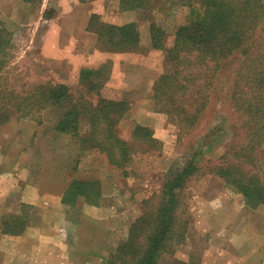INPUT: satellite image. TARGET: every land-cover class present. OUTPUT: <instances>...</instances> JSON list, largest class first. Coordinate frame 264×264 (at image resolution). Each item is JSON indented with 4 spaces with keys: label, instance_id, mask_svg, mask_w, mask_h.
<instances>
[{
    "label": "rangeland",
    "instance_id": "rangeland-1",
    "mask_svg": "<svg viewBox=\"0 0 264 264\" xmlns=\"http://www.w3.org/2000/svg\"><path fill=\"white\" fill-rule=\"evenodd\" d=\"M190 10L167 2L162 12L142 15L134 11L141 46L135 51L117 53L100 47L97 37L86 27L92 14H98L105 23L122 25L127 18L121 15L125 11L119 10L118 0H0V23L13 44L10 67L22 72V77L27 75L24 80H51L74 86L80 69L104 68L108 74L106 87L126 91L123 97L130 104L129 112L119 123L121 136L128 138L139 124L150 128L161 142L153 155L136 154L124 176L97 150L57 137L52 131L58 120L56 110L43 111L37 121L11 119L0 128V240H9L3 236L14 237L1 232V221L10 216L26 217V230L33 228L38 238H48L40 229L55 219L56 227H61L58 221L63 216L56 211L55 197L61 198L72 222H82L87 243L104 239L108 233L101 231L97 235L100 229L91 222V216L86 222L83 220L89 203L65 192L73 181H96L103 204L112 205V219L117 227L111 241L108 237L114 245L107 249L102 262L106 264L127 239L130 225L156 208L166 171L194 157L201 170L181 192L182 205L177 211L183 222V239L172 244L158 263L264 264V207L247 208L241 195L207 173L209 166L238 138L239 118L229 100L238 60H233L215 80L208 110L195 129L186 131L169 122L165 115L153 112L151 83L167 66L162 51L148 48V26L151 20L158 24L170 46L175 28L186 22ZM86 126L85 122L81 124L80 133L86 131ZM213 127H219L218 133L203 140ZM37 195L43 199L41 206L22 204V197L32 199ZM47 230L52 234V225ZM70 237L75 238L72 230ZM75 250H84L88 255L97 253L92 246Z\"/></svg>",
    "mask_w": 264,
    "mask_h": 264
},
{
    "label": "trees",
    "instance_id": "trees-1",
    "mask_svg": "<svg viewBox=\"0 0 264 264\" xmlns=\"http://www.w3.org/2000/svg\"><path fill=\"white\" fill-rule=\"evenodd\" d=\"M167 2L191 10L186 22L175 28L170 46L158 24L151 20L148 26V48L162 51L167 66L151 83L153 112L186 131L195 129L208 110L215 80L238 60L229 92L239 118L238 138L207 173L241 195L247 208L264 207V0H118V5L120 11L146 15L162 12ZM86 29L97 37L100 47L112 52L141 46L138 22L114 25L92 14ZM12 49L11 35L0 23V128L13 118L37 121L43 111L56 110L58 120L52 131L57 137L97 150L124 176L136 154L153 155L161 147L152 130L143 125L136 124L128 138L121 136L119 123L130 104L123 97L126 91L106 87L104 68L80 69L74 86L51 80L28 82L27 75L22 77V72L10 67ZM84 122L87 129L80 133ZM218 128H211L203 140L216 135ZM200 170L194 157L171 166L162 179L156 208L130 225L127 239L106 264H159V257L183 239V222L177 216L180 194ZM96 183L73 181L66 195L96 205L101 197ZM1 222V232L14 236L28 226L26 217L10 216Z\"/></svg>",
    "mask_w": 264,
    "mask_h": 264
},
{
    "label": "crops",
    "instance_id": "crops-1",
    "mask_svg": "<svg viewBox=\"0 0 264 264\" xmlns=\"http://www.w3.org/2000/svg\"><path fill=\"white\" fill-rule=\"evenodd\" d=\"M121 15L127 18L123 24L138 22L135 20L136 13L134 11H125ZM106 196L104 198H107ZM80 198L77 197L76 199L79 200ZM102 198L101 193L98 204L86 205L85 212L87 216L83 217V220L86 222L88 216H91V222L97 224V230L100 229V231H97V235L101 231L108 233V236L104 239H97V242L91 241L87 243L83 239L82 222L80 220L72 222L66 216L67 209L61 204V198L55 197L53 203H56V211H60L63 215L61 221H58L61 227H56L57 225L53 222L57 219L46 223V225L41 224L45 226V229H40V231H45L49 236L48 238L44 236L38 238L35 235L36 232L32 231L33 228L26 230L21 236H3L9 240H0V264H102L107 257V249L114 245V243L111 244L109 242L108 237H110L111 241L114 235L113 231L117 230L116 220L112 219V205L103 204ZM21 200L22 204L26 203L31 206H41L43 201L38 195L36 197L33 196L32 199L22 197ZM51 225L52 234H48L49 230H47V227L49 228ZM36 229L38 230V227ZM71 230L74 231V239L70 237ZM123 236L125 235L123 234ZM87 246H92L94 250L97 249V256L95 254H93L94 256L92 254L88 255L84 253V250H81V248L83 249ZM75 249H80L81 251ZM238 262L240 261H236V263ZM203 264H212V262L205 261Z\"/></svg>",
    "mask_w": 264,
    "mask_h": 264
}]
</instances>
